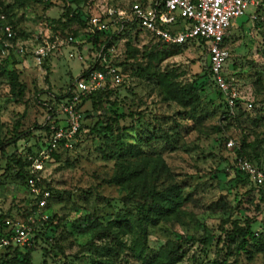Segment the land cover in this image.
Segmentation results:
<instances>
[{
  "label": "rangeland",
  "instance_id": "1",
  "mask_svg": "<svg viewBox=\"0 0 264 264\" xmlns=\"http://www.w3.org/2000/svg\"><path fill=\"white\" fill-rule=\"evenodd\" d=\"M260 1L264 4V0ZM89 2L91 5L88 7H91L93 14H103L110 8L128 10L131 0H94V3L81 0V5ZM9 5L13 12L11 16L6 13ZM68 5H72L70 0H41L18 7L14 5V0H0V7L4 10L0 12L1 22L12 19L16 27L15 40L10 41L9 46H5L0 29V54L1 57L7 56L14 48L12 53L16 61L10 68L19 73L18 77L25 85L23 95L18 96V89H13L0 64V213H10L12 220H25L27 217H23V213L35 203L30 188L15 176L10 156L16 150L8 144L9 140L16 132L31 131L32 137L28 142L24 140L18 143V153L22 154L25 145L37 143L40 136V144L42 140L45 141L47 133L41 126L47 125L51 119L58 122L63 120V115L58 112L60 105L54 116L50 113L51 104L55 105L57 95L69 90L71 81L74 85L96 56V51H90L91 43L84 35L80 36L79 29V35L68 42L70 37L67 34L70 35L76 26L71 32L62 31L61 24H56L61 30L59 32L64 33L53 40L59 38L61 47L50 54L47 61L49 71L44 65H37L32 50L42 42L53 41L49 39L53 32L49 21L60 18ZM72 6L76 7L74 4ZM111 28L112 31L116 30L115 25ZM227 37L225 45L230 51L227 69L231 82L239 92L238 102L244 110L251 112V117L262 115L263 7L256 9L252 6L244 16L234 20ZM157 42L145 32L141 33L139 40L132 44L139 50L135 61L130 62L132 68H135L136 62L145 65L147 59L142 57V53L151 50ZM19 46L23 48L19 49ZM113 46L111 59L123 60L126 57V38L119 39ZM78 56H82V59ZM208 66L207 46L193 41L187 49L154 66V69H174L179 80L188 83L202 76L207 80ZM132 71L127 69L124 85L117 87V93L108 100L104 99L100 109H92L91 102L84 104L83 111L92 113L93 117L83 120L84 131L78 145L61 149L59 160H47L40 171V177L45 181L42 187L49 184L55 192L50 207L43 213L56 214L58 217L54 219L53 226L60 225L55 240L49 238L34 244V264H89V241L93 231L77 228L79 221L93 216L106 224L123 208L128 191L107 182L114 174L116 161L107 157L112 151L121 155L122 149L132 152L138 148L146 152L154 150L149 159L151 164L160 156L162 165L158 168V181L155 180L158 184L179 182L184 186V192L191 196L177 217L150 227L149 244L152 248L177 242L180 235L198 238L211 236L214 239L207 247L200 242L184 243L187 255L179 264H264L263 253L249 258L245 253H239L235 245L228 251L219 243L226 236L224 228L230 229L234 220L243 226L250 224L264 238V200L259 192L248 193V187L237 185L234 181L236 154L233 147L227 145L229 140L238 145L244 135L250 141L256 137L264 138V124L258 127L248 120L245 124L233 122L227 126L228 121L224 117L227 100L219 95L213 84L201 92L199 109L189 111L176 102L166 101L154 78H140ZM231 71L235 74L231 75ZM114 102L117 107L112 106ZM247 102L253 104L251 109L246 108ZM115 108L127 115L116 123L111 118L114 115L112 109ZM97 122L96 130L94 126ZM108 125L113 126L114 133L106 131ZM118 128L127 129L120 132ZM154 129L168 136L155 140L149 148L143 144L142 138H147L151 132H155ZM125 157L130 158L127 153ZM132 160L135 161L134 158ZM260 166L264 169V157ZM150 170L151 167L145 168L146 173ZM131 206L133 208L136 204L131 203ZM44 222L45 219L38 216L34 236L41 231ZM43 245L51 249L45 258L42 256ZM117 264L141 263L128 257Z\"/></svg>",
  "mask_w": 264,
  "mask_h": 264
},
{
  "label": "trees",
  "instance_id": "2",
  "mask_svg": "<svg viewBox=\"0 0 264 264\" xmlns=\"http://www.w3.org/2000/svg\"><path fill=\"white\" fill-rule=\"evenodd\" d=\"M40 2L41 0H14V5L18 7H25L27 4L33 2ZM72 5H76L74 8L72 5H68L65 8V12L58 19H50V24L52 26V36L49 37L53 40L55 37H59L64 33L59 31H74L68 37L76 38L77 35L85 36L87 42L91 43V52L96 51V56L94 61L90 66L86 67L81 76L85 75L90 69L96 68L101 69V65L96 63L98 60L99 53L103 50L106 54V59L108 62L118 67L121 75L123 76V81L119 85H111L107 83L102 89L96 90L90 94L82 97L80 106H83L86 102H91L92 109L97 110L102 107L104 99L108 100L113 94L117 93L116 88L124 85L125 83V72L127 69H132V73L137 77H148L154 78L156 84L159 86L161 94L166 101L176 102L179 106L189 111H197L201 105V92L210 84H213L216 88L212 74L210 71V61H209V78L203 76L198 77L188 83H182L179 80V75L173 70H158L154 69V66H159L166 59L180 54L183 50L187 49L189 43L184 44H168L160 39L154 37L149 31L144 30L139 27L136 21L125 24L124 28L120 32L116 31H92L90 29L89 19L93 14V11L88 7L89 3L81 5V0H70ZM148 2V0H146ZM94 3V0H91ZM91 5V4H90ZM4 10L0 7V12ZM12 8L11 6L6 7V13L11 16ZM9 24L16 31L14 21L9 19L8 22L3 23L0 20V29L3 25ZM61 24L62 29L59 30L58 26ZM78 29L80 30L78 34ZM145 32L152 39L158 41L151 50L144 51L142 57L147 59L145 65L142 62H136L135 68H132L131 60L137 57L139 50L133 47V42L136 43L141 36V33ZM2 33V32H1ZM3 38V35H2ZM122 38H126V57L123 60H112L111 51L114 48V44ZM12 39L11 41H14ZM133 40V42H131ZM228 41V37L224 38V44ZM42 42V41H41ZM202 45H205V41H201ZM160 46V48H158ZM12 49V47H11ZM14 49V48H13ZM12 49V52H13ZM10 52L7 56L1 57L0 54V64L4 67V73L7 74L9 83L12 85L13 89L17 90V95L22 96L25 90V85L21 83L19 79V73L16 72L14 68H10L16 60L15 55ZM12 59V62H11ZM47 58L44 66L49 71V66L47 65ZM135 61V60H134ZM231 75L235 74L233 71L230 72ZM73 80V79H72ZM73 81L69 84V90L63 94L56 96L55 105L51 104L50 113L52 115L57 114V107L72 95V90L74 85ZM219 95L225 99L224 94L217 88ZM226 101V100H225ZM112 106L117 107V103L114 102ZM225 119L228 121L227 126H230L233 122L237 124L246 123L250 120L251 124L254 126H262L264 124V112L258 114L255 117H251V112L244 110L239 102L238 108L234 114L230 112L228 102H225ZM114 115L111 117L112 122H118L120 119L126 118L125 112H120L117 108L112 109ZM255 110V108H254ZM264 111V107L260 108ZM84 112V119L93 117L92 113L88 111ZM88 114V116H87ZM131 115V114H130ZM185 118L187 116H184ZM58 124V120L51 119L42 129H45L47 136L50 133L51 125ZM85 125V124H84ZM84 125L79 130L78 137L80 139L81 133L84 131ZM99 123L97 122L94 129H98ZM226 126V127H227ZM104 127V126H102ZM18 126H16L17 130ZM106 131L110 130L114 133V128L108 125ZM127 128H118L120 132H123ZM155 130V129H154ZM30 130L23 132H16L8 144L15 148V152L10 156L12 161L13 169L15 171V176L17 180H20L28 188V179L31 176L30 166L31 160H29L28 155H36L45 145V141L42 140L41 144L39 140L37 143L32 145H25L24 153H18V143L21 141L28 142L32 137ZM167 134H162V132L155 130L151 132L147 138H142L143 144L147 147H151L153 142L159 138H167ZM79 142V141H78ZM78 142L75 146L78 145ZM65 149V148H61ZM52 153V158L59 160L60 150ZM67 150V149H65ZM236 156H246L250 161L257 164L259 167L261 159L264 157V138L256 137L254 140L250 141L247 135H244L238 145L233 147ZM153 151L146 152L142 148H138L132 152H124L121 150V155L116 151H112L111 154L105 155L108 159H115V171L114 174L107 181L110 185H116L124 188L128 191V194L124 198L123 208L118 210L114 216H112L106 224L99 222L97 217L88 216L82 218L77 227L83 229V231H93L91 240L89 241V264H117L121 259H128V257L134 258L141 264H179L183 262L187 255V251L184 248V243H195L200 242L205 247L212 243L214 237L206 236L203 238H198L196 236H177V242H168L167 244L161 245L158 249H154L149 244L150 237V227L156 226L162 221H170L173 217H177L181 212L185 204L190 200V194L184 192V186L179 182H169L167 185L158 184L157 173L160 174L158 170L161 166L160 156L155 158L154 163L151 164L149 159L152 156ZM126 153L130 158L125 157ZM135 159L133 161L132 159ZM133 161V162H132ZM11 168V166H9ZM151 167L150 172H145V168ZM264 171V169H263ZM7 175V174H6ZM152 175V177L150 176ZM40 177V173H39ZM151 178V180L149 179ZM237 185L243 184L248 187V193L259 192L261 198L264 200V186L257 190L256 186L251 182L249 176L235 168V173L233 177ZM156 180V181H155ZM42 178L40 177L39 184L42 186ZM45 189L49 190L51 197L45 209L50 207L51 199L55 198V192L49 184H46ZM35 201L34 199L32 200ZM131 203H135L136 206L132 208ZM44 209V210H45ZM37 210V206L33 204L31 208H28L24 213L23 217H28L34 211ZM10 213H0V241L3 237H7V232L5 230V221L11 219ZM58 217L56 214H48V220L43 224L41 231L34 236V244L38 243L39 240H48L49 238L56 239V232L60 224L53 226L54 219ZM225 238L219 243H222V247L227 248L231 251L232 245L236 246L239 253H245L249 258H252L256 253L264 254V238L257 234L250 224L246 226L240 225L237 220L231 222V228L225 229ZM22 248L19 246H7L0 252V264H34L33 252L35 246ZM42 256L45 258L51 251L49 247L42 246ZM45 260V259H44Z\"/></svg>",
  "mask_w": 264,
  "mask_h": 264
},
{
  "label": "built area",
  "instance_id": "3",
  "mask_svg": "<svg viewBox=\"0 0 264 264\" xmlns=\"http://www.w3.org/2000/svg\"><path fill=\"white\" fill-rule=\"evenodd\" d=\"M263 7L260 0H131L128 10L109 9L103 14H92L89 19L92 31H112L111 26H116V32H120L125 24L136 21L139 27L149 31L154 37L168 44H184L193 41H205L210 61L212 79L217 88L225 95L230 112L234 114L240 100L239 92L229 78L227 63L230 51L224 44L229 29L234 20L244 16L250 7ZM256 11V10H255ZM255 13V12H254ZM254 16V14H252ZM5 46L15 38L16 32L9 24L1 27ZM74 39L70 37L68 42ZM61 42L59 38L53 41H45L38 44L33 50V56L38 66L44 65L52 52L59 50ZM19 46V49H22ZM5 51H3L4 53ZM71 56H74L71 53ZM82 59V56H78ZM96 63L101 69H90L85 75L80 76L74 83L72 95L60 104L58 112L63 115V120L51 125L50 133L45 139V145L36 155H28L31 160L28 179L34 203L37 210L25 220L5 221L7 237L0 241V252L7 246L31 247L34 244L35 224L38 216L48 219L43 210L49 202L51 193L39 184V173L45 162L52 158V153L61 148H73L79 141L78 133L82 128L84 112L80 106L82 97L96 90L102 89L107 83L119 85L123 76L118 67L106 59L102 50ZM246 108L251 109L253 104L246 103ZM234 147L233 140L227 144ZM236 168L246 173L257 190L264 186V171L246 156H236Z\"/></svg>",
  "mask_w": 264,
  "mask_h": 264
}]
</instances>
